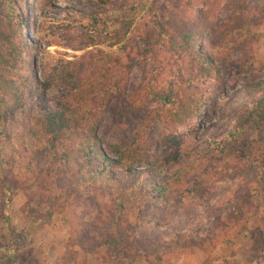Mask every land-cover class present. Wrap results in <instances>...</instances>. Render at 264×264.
<instances>
[{
    "label": "rangeland",
    "instance_id": "374dc122",
    "mask_svg": "<svg viewBox=\"0 0 264 264\" xmlns=\"http://www.w3.org/2000/svg\"><path fill=\"white\" fill-rule=\"evenodd\" d=\"M13 5V29L21 24L14 43L31 79L22 121L66 107L72 81L95 73L100 53L118 58L126 75L123 96L111 97L95 124V185L76 174L82 158H61L60 171L14 169L0 187V264H264V155L242 160L233 145L239 135L258 137L249 125L238 129L240 118L264 119V0ZM113 17L120 44L90 46ZM192 33L201 38L185 48ZM193 46L204 50L201 59ZM193 61L211 74L194 80ZM25 68L0 74L16 80ZM184 88L198 116L177 127L168 111ZM158 185L171 196H141ZM133 195L126 213L119 196ZM238 199L242 217L225 226Z\"/></svg>",
    "mask_w": 264,
    "mask_h": 264
},
{
    "label": "trees",
    "instance_id": "16d2710c",
    "mask_svg": "<svg viewBox=\"0 0 264 264\" xmlns=\"http://www.w3.org/2000/svg\"><path fill=\"white\" fill-rule=\"evenodd\" d=\"M13 2L14 0H0V67L11 69L22 64L23 68L26 66L27 71L26 75L17 77L16 80H8L0 74V187L6 185L9 175H15L14 169L41 174L44 171L50 173L56 168L60 171L58 162L61 158L65 161L82 158L83 162L78 163L76 174L82 179L87 178L92 185H95L97 178L88 169L92 164L90 158L93 155L95 124L109 99L123 96L122 82L126 75V68L122 67L119 59L110 53L103 52L94 56L97 71L79 76L72 81L66 107L54 113L33 110L22 121L20 114L26 108L27 98L31 95L27 93L31 79L27 64L22 59L20 45L14 43L17 33L21 34V24L16 25L17 30L13 29V20H15ZM113 19L112 27L105 29L101 37H92L89 41L90 46H102L105 40H110L113 43L112 46L120 44L119 37L123 38V34L117 30L120 20L116 17ZM200 38L192 33V37L186 39L185 48L188 41L198 42ZM196 47L192 48L194 58L199 60L203 54L201 51L204 52V50ZM193 65L194 80L211 74V66L203 63L196 64L194 61ZM179 92L180 89L172 96L175 100L171 102V105L175 104V106L168 111L169 122L177 127L185 125L198 116V103L194 99L193 91L189 92L187 88H184L181 90V96ZM137 96L133 95L131 101L139 100ZM92 109H94L93 113L90 112ZM260 114L264 117L263 107ZM246 125H249L255 133L258 132V137L254 136L253 140L249 141V138L239 135L238 140L233 141V145L240 144V149L242 148V152H245L242 154V160L247 159L248 156L251 157V154L263 156L264 119L262 118L259 123L258 117L255 118L252 115L240 118L237 124L240 126L238 129ZM5 152L11 154L12 158L8 161ZM14 158H17L18 163L13 162ZM112 164L114 167L117 165ZM166 188L164 185H158L152 190H142L141 196L147 199L166 200V197L171 196ZM119 197L121 209L127 213L131 209L130 204L134 195ZM240 202L238 199L231 212L229 210L225 226H230L233 220H239L242 217L243 206Z\"/></svg>",
    "mask_w": 264,
    "mask_h": 264
}]
</instances>
